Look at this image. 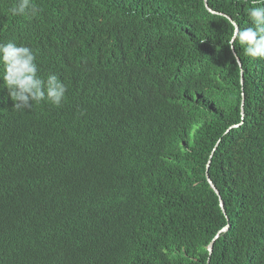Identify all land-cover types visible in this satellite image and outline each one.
Masks as SVG:
<instances>
[{"label":"trees","instance_id":"1","mask_svg":"<svg viewBox=\"0 0 264 264\" xmlns=\"http://www.w3.org/2000/svg\"><path fill=\"white\" fill-rule=\"evenodd\" d=\"M16 2L0 41L68 92L16 111L0 80V264H264V60L229 47L254 0Z\"/></svg>","mask_w":264,"mask_h":264},{"label":"clouds","instance_id":"2","mask_svg":"<svg viewBox=\"0 0 264 264\" xmlns=\"http://www.w3.org/2000/svg\"><path fill=\"white\" fill-rule=\"evenodd\" d=\"M254 3L257 6L247 13L252 26L240 28L229 19L233 28L229 47L239 41L248 57L264 60V0ZM10 12L13 16H36L40 8L33 0H17ZM0 68V80L14 102L13 110H30L43 102L60 107L66 98L67 83L54 73L42 77L36 53L26 45L0 41Z\"/></svg>","mask_w":264,"mask_h":264},{"label":"water","instance_id":"3","mask_svg":"<svg viewBox=\"0 0 264 264\" xmlns=\"http://www.w3.org/2000/svg\"><path fill=\"white\" fill-rule=\"evenodd\" d=\"M205 6H206L207 10H208L209 12H211L212 14H215V15H216V14H219V13H216V12H214L212 9L209 8L208 3H207V0H205ZM219 15H220V14H219ZM228 19H231V18L228 17ZM232 51H233V53H234V55H235V57H236V59H237V62H238V64H239L240 68H242L241 61H240V59L236 56V54H235V50H234V47H232ZM241 81H242V85H243V72H242ZM241 113H242V116H244L243 103H242V110H241ZM238 126H239V125H236V126H234V127H238ZM212 156H213V155H211V157H212ZM210 165H211V160H209L208 165H207L206 179H207L209 185L211 186V188L213 189V191H214V192L217 194V196L219 197L220 207H221L223 213L225 214L224 202H223V200H222V198H221V196H220V193H219L217 187L214 185V183H213V181L211 180V178H210V176H209V173H208V172H209ZM225 215H226V214H225ZM228 229H229V226L224 227V228H223V229H222V230L216 235V237L212 240V242L207 246V250H208V252H209V255H211L212 252H213V248H214V243H215V241L220 237V235H221L222 233L227 232Z\"/></svg>","mask_w":264,"mask_h":264}]
</instances>
